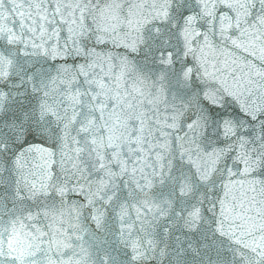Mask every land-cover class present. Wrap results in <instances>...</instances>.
Masks as SVG:
<instances>
[{"label":"snow or ice","instance_id":"snow-or-ice-1","mask_svg":"<svg viewBox=\"0 0 264 264\" xmlns=\"http://www.w3.org/2000/svg\"><path fill=\"white\" fill-rule=\"evenodd\" d=\"M0 264H264V0H0Z\"/></svg>","mask_w":264,"mask_h":264}]
</instances>
